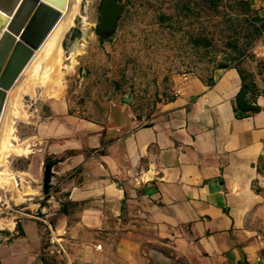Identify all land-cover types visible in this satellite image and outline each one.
I'll return each instance as SVG.
<instances>
[{
    "label": "crops",
    "instance_id": "obj_1",
    "mask_svg": "<svg viewBox=\"0 0 264 264\" xmlns=\"http://www.w3.org/2000/svg\"><path fill=\"white\" fill-rule=\"evenodd\" d=\"M243 1L264 18V0ZM243 89L236 68L218 67L185 74L147 121L115 100L40 123L30 170L55 161L40 210L57 216L66 264H264V94L250 92L246 115ZM23 246L6 264H46Z\"/></svg>",
    "mask_w": 264,
    "mask_h": 264
},
{
    "label": "rangeland",
    "instance_id": "obj_2",
    "mask_svg": "<svg viewBox=\"0 0 264 264\" xmlns=\"http://www.w3.org/2000/svg\"><path fill=\"white\" fill-rule=\"evenodd\" d=\"M104 1H80L60 42L63 53L39 59L40 69L28 72L11 97L0 147L6 177L0 181V264L12 256L9 245H32L31 255L46 264L69 258L67 247L53 240L57 216L40 210L46 165L55 161L47 158L37 178L30 170L46 147L36 138L38 125L50 115L94 118L116 100L131 103L147 121L185 74L208 80L218 67L236 68L244 88L264 94V18L247 1L115 0L122 5L116 24L100 33Z\"/></svg>",
    "mask_w": 264,
    "mask_h": 264
},
{
    "label": "water",
    "instance_id": "obj_3",
    "mask_svg": "<svg viewBox=\"0 0 264 264\" xmlns=\"http://www.w3.org/2000/svg\"><path fill=\"white\" fill-rule=\"evenodd\" d=\"M66 3L67 0H0V119L8 91L62 16ZM121 9L122 5L118 1H104L100 33L115 26ZM249 92L245 87L238 96L240 109L246 115L257 108L254 102L248 101ZM125 101H128V97ZM51 166L46 165L44 186L47 191Z\"/></svg>",
    "mask_w": 264,
    "mask_h": 264
},
{
    "label": "bare ground",
    "instance_id": "obj_4",
    "mask_svg": "<svg viewBox=\"0 0 264 264\" xmlns=\"http://www.w3.org/2000/svg\"><path fill=\"white\" fill-rule=\"evenodd\" d=\"M80 1L81 0H67L65 8L62 9V16L60 17V19L58 20V22L56 23L54 28L51 30L49 35L45 38L43 43L40 45V47L38 49H36L34 56L30 60V62L28 63V65L26 66V68L24 69V71L22 72L20 77L18 78V80L14 83L12 88L8 91V96H7V99H6L5 107H4V110H3V113H2V117L0 119V147L2 146V143H4L3 139H2V136H4V123H5V119H6V116H7L9 105L11 103V97H12V95L14 93V90L19 85V83H21V81L26 79L25 76H26V74L28 72L35 73L34 71H38V69H40V62H38L39 59H42V58H45V59L53 58V59H55L56 56L60 55V53L61 54L63 53V49H62V46H61L60 42L62 40L63 35H65L64 34L65 31L68 29V27L70 25L73 24L74 14L78 11L77 5L80 3ZM73 3H75V5H74L75 7L73 6ZM77 30H78V28H76V31ZM76 31H74V33ZM30 75H31V73H30ZM32 75L30 77H32ZM34 77H35V75L33 76V78ZM20 85L21 86H18V88L19 87L21 88L23 86L22 84H20ZM14 149L16 150L17 148L12 146L11 149H10L11 152ZM4 177H5L4 172L0 171V181H2V180L4 181V179L6 178V177L5 178ZM8 179H10V178L8 177ZM3 184H4V182H3ZM8 184H9V182H8Z\"/></svg>",
    "mask_w": 264,
    "mask_h": 264
}]
</instances>
